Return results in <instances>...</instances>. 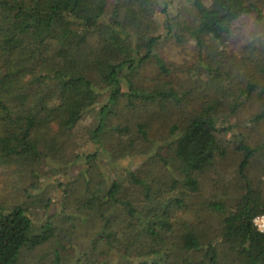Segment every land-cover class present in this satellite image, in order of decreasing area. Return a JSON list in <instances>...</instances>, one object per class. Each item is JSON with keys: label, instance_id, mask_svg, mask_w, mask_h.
<instances>
[{"label": "trees", "instance_id": "16d2710c", "mask_svg": "<svg viewBox=\"0 0 264 264\" xmlns=\"http://www.w3.org/2000/svg\"><path fill=\"white\" fill-rule=\"evenodd\" d=\"M169 1L0 0V169L24 183L0 200V264L36 249L33 264H264L254 149L231 122L264 68L228 54L237 23L264 22V0H189L187 17ZM167 36L196 50L188 87L155 51ZM229 136L237 197H201ZM128 156L141 162L104 175Z\"/></svg>", "mask_w": 264, "mask_h": 264}, {"label": "rangeland", "instance_id": "374dc122", "mask_svg": "<svg viewBox=\"0 0 264 264\" xmlns=\"http://www.w3.org/2000/svg\"><path fill=\"white\" fill-rule=\"evenodd\" d=\"M160 8V4H158ZM168 10L172 14L174 12L181 13V17H187L192 12V7L189 0H172L168 2ZM156 16L158 21L164 20V15L162 12L156 11ZM242 21V22H241ZM240 23L236 24V30L232 37H230L228 54L232 58H240L242 56L243 50L248 51L250 59H257L258 67L264 68V22H256L253 16L243 18ZM156 53L163 58L170 66L173 72V77L176 82V86L188 87L192 84V78L189 79V74H186L187 67L192 65L197 56L196 50L192 48V45L186 38L185 41L176 42L173 36H167L160 39L156 45ZM196 56V57H195ZM231 58V59H232ZM198 59V58H197ZM153 61H150V67H145L140 74L147 73L151 67H155ZM239 63V62H238ZM192 69V68H191ZM193 70V69H192ZM148 75H142L141 78H146L148 80ZM140 77V76H139ZM258 93H255L253 98L248 100L235 114L232 115V123H236V128L243 133L246 137V142L252 146L254 153L250 164L248 165V176L251 181L258 185L264 194V120L257 123L251 118L253 114L264 109V76L259 80ZM128 113L123 104L118 103L115 107V113L112 121L122 122L123 115ZM131 115V114H130ZM231 141L228 145L226 155L223 159L219 160L217 163L216 172L211 176L208 175L207 179L204 181V186L201 189V197L214 195L222 197L229 203L237 197V190L239 182L236 180V175L233 173L235 167L239 161V152L234 149V138L229 136ZM97 144H86L80 147L79 152L95 151ZM109 142L105 139L103 146H108ZM97 149L99 156H104V152L107 148ZM140 157H126L119 160H113L110 162L106 169L102 171L107 176L113 172L115 168L118 170L123 169V167H129L131 165H137L140 163ZM215 179V185H214ZM50 179L47 178L46 181ZM24 183L18 181L15 176L4 173L0 169V200L6 201L8 203H13L22 196V187ZM59 194V190H57ZM60 200V199H58ZM38 249L26 253L22 264H33V260L37 256Z\"/></svg>", "mask_w": 264, "mask_h": 264}, {"label": "built area", "instance_id": "2783aa9c", "mask_svg": "<svg viewBox=\"0 0 264 264\" xmlns=\"http://www.w3.org/2000/svg\"><path fill=\"white\" fill-rule=\"evenodd\" d=\"M253 222L260 231L264 230V215L263 214L256 215L253 219Z\"/></svg>", "mask_w": 264, "mask_h": 264}]
</instances>
